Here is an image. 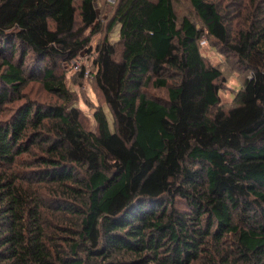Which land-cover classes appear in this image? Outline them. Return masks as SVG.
I'll return each mask as SVG.
<instances>
[{
	"label": "trees",
	"instance_id": "16d2710c",
	"mask_svg": "<svg viewBox=\"0 0 264 264\" xmlns=\"http://www.w3.org/2000/svg\"><path fill=\"white\" fill-rule=\"evenodd\" d=\"M227 1L189 0L196 22L120 0L94 131L63 65L92 51L95 0H0V264H264V0ZM205 36L243 74L228 109Z\"/></svg>",
	"mask_w": 264,
	"mask_h": 264
},
{
	"label": "rangeland",
	"instance_id": "374dc122",
	"mask_svg": "<svg viewBox=\"0 0 264 264\" xmlns=\"http://www.w3.org/2000/svg\"><path fill=\"white\" fill-rule=\"evenodd\" d=\"M81 1L82 0H76L77 7H79ZM119 1L120 0H95V5L100 15L102 30L94 34L91 38L90 47L92 51L89 52L85 50L76 60L63 65L66 84L76 97L75 105L81 110L86 127L94 131L96 130V122L93 114L95 109L99 107L105 110L111 124L113 122L112 114L104 103L95 82L96 68L94 67L93 61L96 57L95 48L106 37L111 43L119 41L120 26H115L110 33L107 28ZM217 1L220 7H224L228 2L227 0ZM174 7L179 20L184 16H188L192 20L199 22L189 0H174ZM90 31L91 30H88L86 35H89ZM217 43L216 40L205 36L201 40L200 45L206 60L210 64L220 68L223 72L225 83L222 85L219 95L221 97V105L225 109H228L232 106L234 96L243 84V74L237 70L232 57L223 52L220 47H217ZM144 92L149 98L155 100L164 101L167 99L166 89L155 88L151 84L146 87ZM24 93L29 99L38 102H49L54 100V97L52 98L48 92L44 90L38 80H31L24 89Z\"/></svg>",
	"mask_w": 264,
	"mask_h": 264
}]
</instances>
